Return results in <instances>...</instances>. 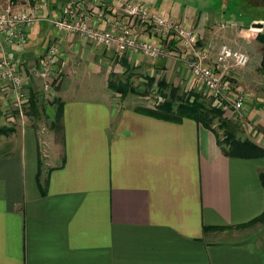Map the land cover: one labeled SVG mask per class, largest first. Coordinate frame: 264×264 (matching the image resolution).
<instances>
[{"label": "crops", "instance_id": "0c3cea01", "mask_svg": "<svg viewBox=\"0 0 264 264\" xmlns=\"http://www.w3.org/2000/svg\"><path fill=\"white\" fill-rule=\"evenodd\" d=\"M13 1L25 2L20 8L36 3ZM91 1L85 11L93 25L111 28L98 25L100 9ZM104 1L118 27L121 4ZM60 2L47 0L27 45L6 49L21 60L39 112L33 122L15 125L16 151L0 156V264H264V223L246 226L264 213V159L228 158L213 132L196 121L154 118L137 109L152 107L132 99L144 96L138 89L121 99L109 88L111 79L135 86L156 77L207 93L188 70L186 55L171 40L163 43L164 57L150 59L64 34L53 25ZM220 15L209 13L215 31L200 30L202 40L220 47L221 33L229 32L223 37L229 45L247 37L243 29H219L221 22L246 23ZM144 40L160 43L150 31ZM52 46L59 49L55 74L45 82L30 67ZM252 47L250 64L231 73L225 93L245 95L242 136L264 148V72L260 45ZM42 118L52 133L46 139L35 123Z\"/></svg>", "mask_w": 264, "mask_h": 264}, {"label": "built area", "instance_id": "2783aa9c", "mask_svg": "<svg viewBox=\"0 0 264 264\" xmlns=\"http://www.w3.org/2000/svg\"><path fill=\"white\" fill-rule=\"evenodd\" d=\"M87 1L69 0L68 5L62 3L58 16L53 19L54 27L64 34L72 33L87 39L95 46L114 47L120 53L131 51L150 59L164 57L167 53L163 43L174 41L178 51L186 55L189 71L211 97L242 115L245 95L242 93L232 99L227 97L225 91L231 73L249 65L250 56L246 51L223 43L212 60L211 45L198 46L201 39L198 27L174 20L165 11L154 8V5L144 0H113L121 4L124 13V22L118 27L106 15V11L112 7L110 3L92 0V5L100 9L97 13L98 25L108 22L111 26L103 29L93 25V14L85 11ZM45 5L47 0H36L34 6L20 8L11 0H0V90L6 91L5 95L11 97L18 108L27 102L28 83L20 72L21 60L16 62L9 57L6 49L22 47L30 42V32L39 19V11ZM220 24L221 30L242 27L235 20ZM251 29L258 30L254 27ZM149 31L159 39V44L144 40V35ZM58 52V47L52 46L47 55L40 59V64L32 68V74L45 82L52 77ZM44 89L48 91L50 86L46 83Z\"/></svg>", "mask_w": 264, "mask_h": 264}, {"label": "rangeland", "instance_id": "374dc122", "mask_svg": "<svg viewBox=\"0 0 264 264\" xmlns=\"http://www.w3.org/2000/svg\"><path fill=\"white\" fill-rule=\"evenodd\" d=\"M146 2L152 3V5H158L157 7H161L163 11H167L168 13L172 14L173 16L180 17L183 19H187L189 23H185V25H193L196 28L198 27L200 30H204L208 26L209 22V13L211 12H217L221 13L220 18L222 14L224 13L226 16V21L231 19V17L239 20V21H244L246 22L243 24L242 27H239L238 30L240 29L244 30L243 35L247 37H237L236 43L233 41L230 42L231 44H245L242 46H239L242 50L246 51L249 56H250V62H251V50H253L252 46L253 44H259L260 45V56L262 59V53H261V48L262 45L259 43L257 40L258 36L260 34H264V28L263 29H258V30H252V26L250 23H252L254 20L259 19L260 21L257 23H263L264 24V0H144ZM15 6L18 5H24L25 2H14L11 0ZM154 3V4H153ZM154 5V6H155ZM62 6V0L60 2V9ZM156 7V6H155ZM59 9V10H60ZM220 23H219V29L220 28ZM209 27V26H208ZM211 28L210 31H215L214 28ZM218 28V27H217ZM229 32H224L221 33V37L217 38V41L224 40L222 42L229 44L228 39H224V35L228 37ZM233 37V34H232ZM245 38V39H244ZM241 40V41H240ZM205 39L202 40L200 39V44H198L199 47H205L206 45H209ZM207 43V44H206ZM219 43L211 44V53H212V60L215 59L213 58L214 54L217 53L218 51V46ZM232 46V45H231ZM238 48L237 45H235ZM142 56V55H141ZM16 62L19 61L18 59H15ZM39 64V63H38ZM38 64L32 65L30 67V72L31 69L34 66H37ZM250 64V63H249ZM23 65H20L22 67ZM20 69V68H19ZM189 70V68H188ZM238 70H234V72H238ZM243 70V69H241ZM23 69H20V72L22 73ZM263 74V73H262ZM25 75V74H24ZM264 75V74H263ZM28 77L27 80H29L30 76L25 75ZM230 77L228 78V82ZM135 83V82H134ZM29 84V82H28ZM145 82H137L135 84L136 88L139 90L140 93L145 92ZM83 86V85H82ZM44 87V84L43 86ZM181 87V86H179ZM183 88V87H182ZM51 90L48 92L44 91L47 94H50ZM6 91L3 89L0 90V131L1 129H11L12 131H9L7 133L1 132L0 133V156L4 155L5 153H14L16 151V142L14 141V138L12 137L14 135V127L17 124V126L24 125L28 122V119L33 122V116L30 114V107L26 105V103H22V107L18 108L13 100L11 101V97L8 95H5ZM208 93V92H207ZM29 92H27V100L29 99ZM157 96V88L154 87L152 88L149 97L143 96L141 98H136L132 97V99L135 98V102H137L138 105H143V106H153L155 103V98ZM142 98H146L143 100ZM139 99V100H138ZM120 100V98H119ZM118 100V101H119ZM138 100V101H136ZM121 103V100L119 101ZM118 102V103H119ZM130 103V102H129ZM228 118H231L232 120H236L237 123L240 126V136L245 135V129H247V125L242 122L240 119V115L235 112L233 108L227 107V111L225 114ZM238 118H236L237 116ZM37 119V118H36ZM43 120L40 122H35L36 125L39 126L41 133V136L46 139L49 136L52 135L51 129L49 128V124L47 123V120L45 118H42ZM220 131V130H219ZM221 134V139H224L225 137L222 135V131H220Z\"/></svg>", "mask_w": 264, "mask_h": 264}, {"label": "trees", "instance_id": "16d2710c", "mask_svg": "<svg viewBox=\"0 0 264 264\" xmlns=\"http://www.w3.org/2000/svg\"><path fill=\"white\" fill-rule=\"evenodd\" d=\"M155 6L157 7L158 5ZM257 40L262 45L261 53L263 56L260 68L264 72V34H260ZM144 85V96L149 97L154 87L157 88V96L152 107L137 108L139 111L154 118L169 122L180 123L185 119L196 121L200 126L213 132L222 152L228 158L241 160L264 159V148L252 140L240 136L241 128L237 121L225 115L227 106L224 102L212 98L209 93H199L194 89L184 91L164 78L157 79L156 77H146ZM109 88L113 92L120 94L121 99H125L130 93L138 94L137 88L128 81L124 82L111 79ZM29 93V99L26 104H29L30 114L38 116V99L34 93ZM219 130L222 131V135L225 137L224 139H221ZM9 131L12 130L1 129L0 133H7ZM260 177L264 186V172L260 174ZM259 222L264 223V213L246 226L254 225ZM243 227H245V225ZM208 229L212 228H205V230Z\"/></svg>", "mask_w": 264, "mask_h": 264}, {"label": "water", "instance_id": "95a60500", "mask_svg": "<svg viewBox=\"0 0 264 264\" xmlns=\"http://www.w3.org/2000/svg\"><path fill=\"white\" fill-rule=\"evenodd\" d=\"M254 28H258V29H263L264 28V24L263 23H255L253 24Z\"/></svg>", "mask_w": 264, "mask_h": 264}]
</instances>
